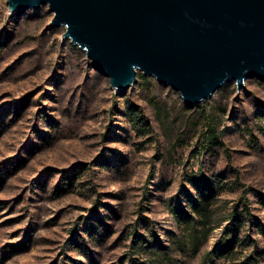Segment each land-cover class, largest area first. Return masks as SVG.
Listing matches in <instances>:
<instances>
[{
  "label": "rangeland",
  "instance_id": "374dc122",
  "mask_svg": "<svg viewBox=\"0 0 264 264\" xmlns=\"http://www.w3.org/2000/svg\"><path fill=\"white\" fill-rule=\"evenodd\" d=\"M54 15L0 0V264H156L135 227L159 240L160 264H201L243 196L238 242L209 264H264V78L190 107L138 70L121 94ZM199 173L206 216L192 210Z\"/></svg>",
  "mask_w": 264,
  "mask_h": 264
},
{
  "label": "water",
  "instance_id": "95a60500",
  "mask_svg": "<svg viewBox=\"0 0 264 264\" xmlns=\"http://www.w3.org/2000/svg\"><path fill=\"white\" fill-rule=\"evenodd\" d=\"M45 3L121 94L138 70L190 107L233 79L264 78V0H8L19 15Z\"/></svg>",
  "mask_w": 264,
  "mask_h": 264
},
{
  "label": "trees",
  "instance_id": "16d2710c",
  "mask_svg": "<svg viewBox=\"0 0 264 264\" xmlns=\"http://www.w3.org/2000/svg\"><path fill=\"white\" fill-rule=\"evenodd\" d=\"M140 76L143 77L142 74H140ZM194 177V182L195 183H202L200 186V190H199V197L200 200L198 199H192V210H194L195 213H198L201 216H206L204 214L208 203L210 202V198L214 195L213 194V183L211 182V180L209 178H207L204 175H201V173H199L198 175L193 176ZM246 189H244V192H247V187H245ZM250 190H253L252 188H249ZM259 196L262 197L261 193H258ZM263 198V197H262ZM246 198L243 196L242 197V202H243V207L244 210L243 211H239L238 208H235L229 215V220H230V225L227 227L224 235L222 236V238L219 239V241L217 242L216 246L214 249L208 251L205 255L204 258L202 260L201 264H209V262L214 261L215 258L220 257L226 253H230L234 250L235 245L238 242V236H237V231L239 230V227L243 221V219L245 217H248L249 215H251L250 213V209H249V204L248 202H246ZM174 211V213H178V210L172 209ZM146 217H144L141 213L140 218L137 220V225L139 223H141V220L145 219ZM180 218V217H178ZM181 219V218H180ZM185 220L183 221L185 224H187V226H189V229H191V236H196L197 233V229L196 226L192 224L191 221L194 220L193 217L191 216H187L184 218ZM182 221V220H181ZM260 230L264 233V228H260ZM131 234L134 236V240H133V248H138V250H142V251H147L150 252L152 254V262H156V264L161 263V257L163 255H167L166 252L160 253V256L158 255V251H160L161 249V245L159 243H157L159 240L157 239V241L150 239L148 237H145L143 235H141L138 231L137 228L135 227L134 229H132ZM131 260L133 261L134 259L131 257ZM134 263V262H133ZM241 264H258L257 262V258L253 257V256H248L244 261H242Z\"/></svg>",
  "mask_w": 264,
  "mask_h": 264
},
{
  "label": "bare ground",
  "instance_id": "6f19581e",
  "mask_svg": "<svg viewBox=\"0 0 264 264\" xmlns=\"http://www.w3.org/2000/svg\"><path fill=\"white\" fill-rule=\"evenodd\" d=\"M115 90H117V88H115Z\"/></svg>",
  "mask_w": 264,
  "mask_h": 264
}]
</instances>
